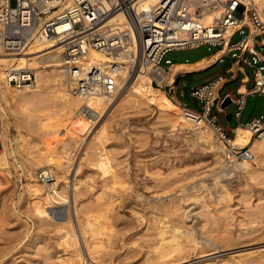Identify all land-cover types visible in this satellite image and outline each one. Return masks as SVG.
I'll return each mask as SVG.
<instances>
[{
    "label": "rangeland",
    "instance_id": "obj_1",
    "mask_svg": "<svg viewBox=\"0 0 264 264\" xmlns=\"http://www.w3.org/2000/svg\"><path fill=\"white\" fill-rule=\"evenodd\" d=\"M237 13L241 16V12ZM249 31L247 26L244 30L236 32L232 41H239ZM219 48L220 46L203 45L194 49L171 51L164 58L163 64L169 68L196 66L209 60ZM260 49L264 52L263 47ZM239 53L234 51L226 54L201 70L178 73L174 83L177 93H171L176 97L173 103L186 110L201 112L204 102L192 96L191 91L220 75L230 78L231 74L227 73V70ZM40 66L38 63V67ZM257 66L262 67L264 73V63L257 62ZM244 68L250 78L248 85L251 86L256 69L248 65H244ZM50 70L51 68L46 69L47 72ZM241 77L242 74L238 73L235 79L225 84L221 94L229 93L233 98H239L237 88L242 83ZM164 87L158 88L164 91ZM51 98L52 93L43 90L33 105L18 109L17 115L24 122L23 133L25 132L27 138L23 142L24 146L19 150L16 146V153L9 154V169L0 166V264H46L48 255L59 254L57 242L62 232L60 234L55 224L71 218L80 234L76 208L83 217L88 211H96L106 199L104 197L109 196L105 192H109L108 188L112 186L110 181L105 182L98 169L87 164H83L77 174L74 168L76 157L69 175L73 182L76 175L80 179L76 196L74 197L71 190L69 204L52 207L49 211V223H44L39 217L28 194V154L41 153L45 159H48L49 154L56 155L58 150H62L64 142L72 140L71 133H65L59 127L67 123L66 126L70 130L69 125L72 123L77 126L84 124L78 120L76 113L62 115L61 102L54 104ZM144 106L131 108V104L119 102L112 110L98 118L94 126V134L102 125L108 129L105 145L113 157L116 172L127 189L121 186L117 188V196L121 194V198H118L115 211L110 213L106 220L107 232L112 235L111 241H108L109 235H105L104 242L98 244L101 248H98L96 253L101 259L93 260L89 257L88 263L147 264L148 250L155 239L150 229V224L154 221L151 207H157L154 210L156 213L162 205H167L171 211L179 208L180 221L186 222L187 229L194 232L203 247H218L207 251L206 256L192 252L189 260L183 264L216 263L226 257L243 253L261 256V259L248 264H264L261 263V260H264V163L253 177L241 172L231 178H225L226 181L223 182L227 185L229 195L224 197L221 195V189L215 188L213 176V173L220 171L222 167L218 164V156L205 145L194 146L193 130L171 131L166 118L160 115L155 105ZM236 109L237 105L227 100L225 112H218L216 109L212 111L231 137L234 136L232 129L240 122L245 125L254 117L264 120V94L248 97L240 120L235 116ZM229 114L232 115L231 121L227 118ZM9 116V134L16 143L18 134L13 125L14 118ZM48 116L51 119H48ZM92 119L93 117L90 121ZM41 122L45 126H42ZM94 134L83 140L81 148L87 141L90 142ZM81 139L80 135L76 134V142ZM95 143L96 141L91 142L92 148ZM2 149L3 141L0 138V150ZM51 161H55V158ZM200 179L211 186L210 191L207 188L197 191L206 197L210 211L204 208L201 199L193 197V186L198 185ZM197 187L200 189L199 185Z\"/></svg>",
    "mask_w": 264,
    "mask_h": 264
},
{
    "label": "bare ground",
    "instance_id": "obj_2",
    "mask_svg": "<svg viewBox=\"0 0 264 264\" xmlns=\"http://www.w3.org/2000/svg\"><path fill=\"white\" fill-rule=\"evenodd\" d=\"M245 2L257 10L260 20L264 22V0H249V2L245 0ZM151 4H154L153 0H141L139 9L146 11L150 8ZM222 11L223 5L221 4L220 7L208 12L204 20L205 24L210 25L215 22L217 18L221 17ZM108 23L119 24L121 27H129L126 17L122 12L112 16ZM244 24H247L251 29L249 35V44H251L256 30L248 13L245 16L243 24H240V27ZM233 33L234 31L229 33L228 39ZM227 48L228 46L226 45L224 48L218 49L209 60L196 66H172L166 71L164 69H157V72L153 65H148L131 78L126 77V74L123 73L121 87L111 98H104L98 95L83 96L72 92L73 83L61 68L63 64V45L59 41L38 40L22 55H10L0 50V138L3 141V149L0 150V166L9 169V154L16 153V146L18 150L21 146H24L23 142L27 138V135L24 134L25 132L23 133V129L25 128L24 122L17 115L18 109H25L27 105H33L40 98L43 90H48L52 93L51 99L54 104L61 102L60 109L63 111L62 115L76 113L79 116L78 120L84 123L83 125L81 124L82 126H77L75 123L70 124V130L66 126L67 123L66 125H61V128L59 127L65 133H71L72 140L64 142L62 150H58L56 155L54 153L49 154L48 159H45L44 154L41 153L35 154L32 152L28 154L27 158L30 160L27 176L28 194L33 201L32 203L36 206L41 220L44 223H49L48 218L51 215L49 211L52 207L61 206L66 203L69 204V197H72L71 190L74 193V197L76 196L80 179L76 175L73 182V179L69 176L71 170H73L71 166L74 164L76 157L74 168H76L77 174L83 164L94 166L98 169L99 175L105 179V182L110 181L112 185L108 188L109 192H105L109 196L104 197L106 199L101 202L96 211H88L85 216L81 217L80 210L76 208L80 234L75 229L76 227H74L71 218L55 224L60 234L62 232L57 242L59 254L54 256L48 255L46 264H93V262L88 263V259L89 257L93 260L99 259L96 253L99 248L98 244L104 242V236L109 235L108 241L112 239V235L107 232L108 223L106 220L108 215L115 211L118 198H121V194H119V197L117 196V188L120 186L123 189L125 188V190L127 188L123 186L122 180L116 172L113 157L105 145L108 129L102 125L95 134L93 130H95L94 126L98 118L112 110L119 102L124 101L126 104L129 103L132 105L131 108L155 105L160 115L166 118L171 131L193 130L195 134V138L192 140L194 146L205 145V147L210 148L208 150L218 156V164L222 167H220V171L214 172L213 176L215 188L221 189V195L224 197L229 195L227 185L223 182L225 178H231V176L241 172L244 175L253 177L259 172L260 166L264 163V134L260 138L254 137L253 131L249 126L240 125L234 128V136L225 141L218 137L212 126L203 119H200L197 112L186 110L174 104L173 101L176 97L169 96L167 90L163 91L161 88H158L165 86L166 83L174 84L178 73L206 68L224 56ZM92 57L97 62H105L109 59L108 56L95 51L92 52ZM38 63L41 65L40 67H38ZM12 67L33 70L35 72L33 84L22 87L10 84L6 79V72ZM47 68H51V70L47 72ZM154 79H157L158 87L153 84ZM240 90L246 91V86H241ZM9 115H12L14 118L13 125L16 127L18 134L16 143L13 142L9 134V127L11 125ZM91 117L93 119L90 121ZM48 119H51V117L48 116ZM41 125L45 126L43 122H41ZM76 134L80 135L81 141L76 142ZM92 134L94 136L90 139V142L88 143L87 141L81 148L83 140L87 137L90 138ZM93 141H96L94 148L90 145ZM235 146H250V150L254 153V159L252 161L234 160L231 154V147ZM52 158H55V161L52 162ZM41 171L52 174L54 177L52 185L40 180L39 173ZM198 185L200 189H198ZM198 185L193 186V197L201 199L204 208L206 207V210L210 211L211 208L205 201L206 197L197 191H201L203 188H207L210 191L211 186L209 187L202 179H200ZM151 208L154 221L151 222L150 229H152L155 239L148 250L147 264H183V262L189 260L192 252L201 253L202 256H206L207 251L218 248L206 249L203 247L195 237L194 232L191 229H187L186 222L182 223L183 221H180L179 217L181 215L179 214L178 207H176L175 211H171L167 205H162L156 213L154 210L157 207ZM109 227L111 228V226ZM258 259H261L259 254L243 253L238 256L232 255L228 258L226 257L218 262L215 261L216 263L201 264H248ZM261 263H264V260H261ZM109 264H112V262Z\"/></svg>",
    "mask_w": 264,
    "mask_h": 264
},
{
    "label": "built area",
    "instance_id": "obj_3",
    "mask_svg": "<svg viewBox=\"0 0 264 264\" xmlns=\"http://www.w3.org/2000/svg\"><path fill=\"white\" fill-rule=\"evenodd\" d=\"M140 1L0 0V50L10 55H22L38 40L59 41L63 45L61 68L73 83L72 92L111 98L121 87L123 73L131 78L148 65H153L155 70H168L169 66L163 62L171 51L203 45L224 48L227 45L225 55L240 52L227 70L231 77L220 75L191 91L192 96L204 102L201 112L194 111L215 129L219 138L227 141L231 136L212 111L225 112V102L230 98L237 105L235 116L240 120L248 97L264 94V73L262 67L257 66V62L264 63V52L260 49L264 48V22L257 10L245 0H153L154 4L148 10L141 11ZM221 4V17L206 25L207 13ZM120 12L125 15L129 27L108 23ZM237 12H241V16ZM247 13L256 30L252 43L249 44L251 29L239 41L233 42L235 33L247 27V24L240 27ZM232 31L234 33L228 39ZM93 51L108 56V61L93 60ZM244 65L256 69L251 86ZM238 73L242 74V83L237 88L239 98L235 99L229 93L222 95L223 86ZM6 79L10 84L22 87L33 84L35 72L12 67L7 70ZM153 84L158 85L157 79ZM242 85L246 86V91L240 90ZM165 87L169 96L176 95L175 84L166 83ZM245 125L251 128L254 137L260 138L264 134L261 117H254ZM231 154L234 160L254 159L249 147H231ZM39 174L42 182L53 184L54 177L50 172Z\"/></svg>",
    "mask_w": 264,
    "mask_h": 264
},
{
    "label": "crops",
    "instance_id": "obj_4",
    "mask_svg": "<svg viewBox=\"0 0 264 264\" xmlns=\"http://www.w3.org/2000/svg\"><path fill=\"white\" fill-rule=\"evenodd\" d=\"M207 58V57H206ZM204 59V58H203ZM196 62V61H195ZM184 63H190V62H184ZM193 63V62H192ZM213 64V63H212ZM181 65H187V64H181ZM211 65V64H210ZM209 65V66H210ZM208 67V66H207ZM196 71V70H195ZM190 72H192V71H190ZM190 72H187V73H190ZM185 73V72H184ZM243 86V85H242ZM241 124H239V125H237V126H240ZM243 126H245V125H243Z\"/></svg>",
    "mask_w": 264,
    "mask_h": 264
},
{
    "label": "water",
    "instance_id": "obj_5",
    "mask_svg": "<svg viewBox=\"0 0 264 264\" xmlns=\"http://www.w3.org/2000/svg\"><path fill=\"white\" fill-rule=\"evenodd\" d=\"M227 100H230V98H228ZM231 117H232L231 114H229V115L227 116V118H228L229 121H231Z\"/></svg>",
    "mask_w": 264,
    "mask_h": 264
}]
</instances>
